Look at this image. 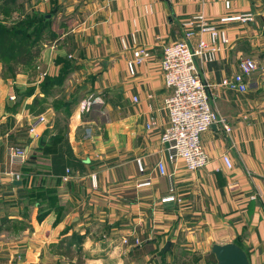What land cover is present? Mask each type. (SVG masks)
Returning a JSON list of instances; mask_svg holds the SVG:
<instances>
[{
	"label": "crops",
	"instance_id": "crops-1",
	"mask_svg": "<svg viewBox=\"0 0 264 264\" xmlns=\"http://www.w3.org/2000/svg\"><path fill=\"white\" fill-rule=\"evenodd\" d=\"M225 1L29 0L30 13L39 9L53 23L61 10L74 26L45 45L31 77L24 68L3 78L0 64V221L15 225L12 244L0 234V264H160L162 255L169 264L177 245L204 252L195 264H216L208 249L227 242L238 244L249 264H264V10L250 0H229L227 9ZM8 6L3 23L21 17L18 0ZM244 13L253 20L219 21ZM196 14L230 39L197 70L209 104L231 130L207 129L201 142L209 162L188 171L181 160L166 159L160 142L169 94L160 61ZM137 48L148 57L130 73ZM245 56L258 63L247 91L219 85ZM63 61L66 76L43 92L41 80L59 76ZM33 122L37 135L29 132ZM11 146L24 148L23 162H10ZM70 252L82 259H69Z\"/></svg>",
	"mask_w": 264,
	"mask_h": 264
},
{
	"label": "built area",
	"instance_id": "built-area-1",
	"mask_svg": "<svg viewBox=\"0 0 264 264\" xmlns=\"http://www.w3.org/2000/svg\"><path fill=\"white\" fill-rule=\"evenodd\" d=\"M224 4L227 9L230 7L229 0H226ZM252 19L251 13H244L224 16L219 21L246 23ZM184 24L186 26L184 37L166 44L162 51L160 65L169 94L164 99L168 122L160 136V142L164 146L168 161L174 163L181 160L186 170L196 171L209 162V155L202 145L201 135L213 124H219L225 132L231 130L227 117L217 113L209 104L207 87L199 77L197 63L205 64L214 61L216 54L230 44V39L225 28L208 23L201 14L192 16ZM194 28L197 30L194 31ZM193 38L195 41L191 43L190 40ZM147 57L146 49H135L133 59L127 63L129 72L133 73L134 65L143 62ZM238 68L236 73L223 77L219 85L244 93L248 88L247 79L257 70L258 65L253 58L245 56L240 59ZM11 99L14 100L15 96L12 95ZM134 99L136 100L135 97ZM43 121L44 117L38 116L36 123ZM149 126L150 124L146 125V127ZM29 132L37 135L34 122L30 125ZM8 154L10 162H23L26 157L23 147L11 146L8 148ZM221 161L226 169H232L233 165L228 153L221 155ZM136 163L139 171H143L141 161L137 160ZM157 167L161 174L165 173L163 161H158ZM9 175L14 178L19 177L15 172H9ZM63 179L67 180V175ZM166 199L172 200L174 197L169 196ZM138 243L139 240L135 239V244Z\"/></svg>",
	"mask_w": 264,
	"mask_h": 264
},
{
	"label": "trees",
	"instance_id": "trees-1",
	"mask_svg": "<svg viewBox=\"0 0 264 264\" xmlns=\"http://www.w3.org/2000/svg\"><path fill=\"white\" fill-rule=\"evenodd\" d=\"M14 2L15 0H0V13L10 16L13 9L8 3ZM51 25L52 19L47 13L40 12H21V17L11 23L0 21V64L3 78H13L21 67L28 69L35 66V61L42 51L43 41L49 39V35H55L51 31ZM68 63L63 61L59 76H45L41 80L40 87L43 92H48V86L64 79ZM210 256L213 257V254Z\"/></svg>",
	"mask_w": 264,
	"mask_h": 264
},
{
	"label": "rangeland",
	"instance_id": "rangeland-1",
	"mask_svg": "<svg viewBox=\"0 0 264 264\" xmlns=\"http://www.w3.org/2000/svg\"><path fill=\"white\" fill-rule=\"evenodd\" d=\"M18 1L21 4L20 12H22L23 14H27V13L30 14L29 10H30V7H31V3L29 2V0H18ZM250 2L252 4L256 3V4L260 5V6H262V9L264 10V0H250ZM43 9L45 11H47L44 7H43ZM43 9H42V11H44ZM37 11L40 12V13H45V12H41L39 9ZM58 12L53 17L54 20H53V23L51 25V31H53L55 35H59L60 34L62 36V34L65 33L63 37H66L68 35L70 36L71 34H68V31L66 32L65 30H68L70 27H73L74 24L73 23H69V22H64L65 21L63 19L64 13L61 10L58 11ZM63 26H65V28H64L65 30L63 29ZM262 33H264V32H262ZM55 35H49L50 36L49 39H46L45 41H43L42 49L45 47L46 44L49 43V41L55 40V38L57 37ZM248 57L253 58V56H248ZM257 65H258V63H257ZM21 69H24V67H21L19 70H21ZM34 69L35 68L33 67L29 71H25V72H27L29 77H31L35 73ZM252 77H255V76H252ZM10 99H11V97H10ZM1 176L10 178L7 174H4V173H2ZM0 226H1L0 227V230H1L0 234H3V236L1 237V241L3 243H7V244L11 243L12 244V240L14 238V226L15 225H13V222L7 221L6 219L3 218L0 221ZM11 250H12V248H6L5 250H1V251H4L5 254H8V253H10ZM208 250H210V249H208ZM167 252H168V250H167ZM70 253L71 254L67 253V255H68L67 257L69 259H71L73 256H75L76 259H82L81 256H78V255H76L73 252H70ZM160 255H162V254H160ZM203 255H204V252L201 251V250H196V251L191 252V251H188V250H186L184 248H182V249L178 248V245H177V247L173 250V253H172L173 260L171 259L169 264H195V262H194L195 258L196 259L197 258H201ZM65 258H66V256H65ZM159 259H162L160 264H164V263L167 264L166 260H165V257L163 255ZM213 263H215V260L213 261Z\"/></svg>",
	"mask_w": 264,
	"mask_h": 264
},
{
	"label": "water",
	"instance_id": "water-1",
	"mask_svg": "<svg viewBox=\"0 0 264 264\" xmlns=\"http://www.w3.org/2000/svg\"><path fill=\"white\" fill-rule=\"evenodd\" d=\"M169 247L170 241H167L163 250H168ZM210 252L216 264H249L247 253L235 242L213 243Z\"/></svg>",
	"mask_w": 264,
	"mask_h": 264
}]
</instances>
